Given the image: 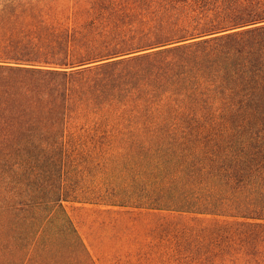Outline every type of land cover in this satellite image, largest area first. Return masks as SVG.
<instances>
[{"label":"trees","instance_id":"trees-1","mask_svg":"<svg viewBox=\"0 0 264 264\" xmlns=\"http://www.w3.org/2000/svg\"><path fill=\"white\" fill-rule=\"evenodd\" d=\"M264 264V0H0V264Z\"/></svg>","mask_w":264,"mask_h":264},{"label":"rangeland","instance_id":"rangeland-1","mask_svg":"<svg viewBox=\"0 0 264 264\" xmlns=\"http://www.w3.org/2000/svg\"><path fill=\"white\" fill-rule=\"evenodd\" d=\"M68 209L73 216L78 228L86 239L90 250L96 259L98 264H112L110 257L106 256L104 249L100 248L94 242V236L92 233V223L93 217L84 211L74 210L70 204H68Z\"/></svg>","mask_w":264,"mask_h":264}]
</instances>
